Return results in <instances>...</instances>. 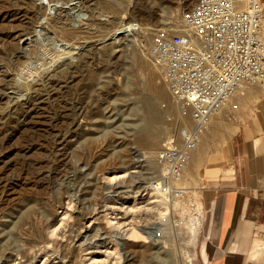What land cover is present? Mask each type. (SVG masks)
Listing matches in <instances>:
<instances>
[{
    "label": "rangeland",
    "instance_id": "1",
    "mask_svg": "<svg viewBox=\"0 0 264 264\" xmlns=\"http://www.w3.org/2000/svg\"><path fill=\"white\" fill-rule=\"evenodd\" d=\"M109 1L124 9L119 17L129 15L143 29L125 35L118 29L114 34L118 24H108V33L83 21L73 27L72 21L48 26L42 0H0V243L12 241L17 247L6 248L0 264H7L9 255L16 257L12 264H204L198 252L203 167L195 154L201 156L199 148L207 150L217 134L223 137L232 129L231 106L225 104L224 115L210 121L212 130L211 125L204 130L183 175L185 194L170 201L168 212L162 214L145 199L123 200L124 192L140 180L161 173L155 154L162 143L176 138L185 124L192 125L178 121L170 109L172 96L160 98L146 86L153 67L155 83L168 91L163 68L157 69L150 57L152 45L145 49L141 40L143 30L164 28L171 33L183 28L181 18L195 0ZM108 10L109 23L115 15ZM42 27L59 47L46 38L39 40L46 36ZM73 29L76 35L66 38ZM68 49L73 56L65 54L62 64L47 68L58 52ZM137 65L142 70L135 72ZM128 75L140 80L124 86ZM92 97L98 106L94 103L93 110L76 116L73 105L89 103ZM149 107L161 118L151 132L140 134L137 115ZM57 133L64 139L54 148ZM110 172L117 175L113 180H108ZM137 174L141 176H132ZM108 212L122 225L160 224L164 233L152 231L141 240L117 235V250L111 252L114 245L108 236L123 233L128 225L110 226ZM157 253L167 260H158Z\"/></svg>",
    "mask_w": 264,
    "mask_h": 264
},
{
    "label": "built area",
    "instance_id": "2",
    "mask_svg": "<svg viewBox=\"0 0 264 264\" xmlns=\"http://www.w3.org/2000/svg\"><path fill=\"white\" fill-rule=\"evenodd\" d=\"M263 23L260 0H195L183 15L186 30L154 33L151 51L163 68L168 91L190 107L193 119L155 154L162 170L149 191L168 204L185 194L183 175L212 113L225 104L234 108L231 99L244 84L264 82ZM140 226L164 233L160 224Z\"/></svg>",
    "mask_w": 264,
    "mask_h": 264
},
{
    "label": "crops",
    "instance_id": "3",
    "mask_svg": "<svg viewBox=\"0 0 264 264\" xmlns=\"http://www.w3.org/2000/svg\"><path fill=\"white\" fill-rule=\"evenodd\" d=\"M234 97L232 129L195 154L203 167L204 264H264V82L244 84Z\"/></svg>",
    "mask_w": 264,
    "mask_h": 264
},
{
    "label": "bare ground",
    "instance_id": "4",
    "mask_svg": "<svg viewBox=\"0 0 264 264\" xmlns=\"http://www.w3.org/2000/svg\"><path fill=\"white\" fill-rule=\"evenodd\" d=\"M71 1H74V2L72 3ZM42 2H43L44 9L42 10L41 14H44V17L46 19L45 23L47 22L46 24L48 26L50 25L48 22H51V23L54 22V24L58 23L60 25H66L67 22L72 21L71 22L72 24H70V25H71V27H73V26L77 25V24L75 25L76 22L79 23V22L83 21L86 25H89V26L94 24L93 26H95L96 31H100V32L104 31V33H108V24H111V25L118 24V25H116L117 27H116V30L114 31V34L119 33L117 31L121 30V32H123V34H125V35L135 34V33L140 32V30L143 29L142 28L143 26L140 23L133 22V18H131L129 15L128 16L127 15H123V16L119 17L118 14L119 15L121 14L120 12L122 11V9L119 6L114 7L113 4H111V2L109 0H42ZM64 5H67V7H65ZM127 8L128 7H126V9ZM181 8H183V7H181ZM108 9H110L112 12L114 11L113 13L115 15V18L113 20L111 19L112 21H110L109 23H108V11H109ZM123 11H124V9H123ZM136 11H137V9H136ZM181 11H182V9L180 10V12ZM86 12H88L87 13L88 15H87V18L84 20L83 19V15ZM180 12L178 10L177 13H179V14L176 13L177 14L176 16L179 17V18H180ZM129 13H131V12H129ZM134 14H136V13H134ZM101 16H105V20H101ZM181 22L183 23V18H181ZM81 23H79V24H81ZM84 23H82V25ZM182 26H183V24H182ZM64 27L65 26H62L61 28H64ZM77 29H78V26H77ZM40 30H44L43 33H45L46 36L49 33L48 30H47V27H42V28H40ZM184 30H186V27L183 26V28L175 29L174 31L183 32ZM143 31H146V33H143L141 41L143 42V48L147 49L150 45H152V40H153L152 38H153V35L156 32V30L154 29L153 32L152 31L149 32L147 30H143ZM169 31H171V30L169 29ZM39 35H41V33H39ZM68 35L69 36H67L66 38L72 39L76 35L75 30L74 29L72 31L70 30ZM46 36L41 37L39 40L43 42L44 39L46 38L47 41L51 40L50 44H52L53 47H59L58 44H56L55 39H53L51 37H48V36L46 37ZM106 46L104 45L103 47L105 48ZM133 50L136 51L135 49H133ZM73 53L74 52L72 50H70V49H68L67 51L58 52L56 58L53 60L52 63H50L48 65L47 68L52 67L55 62H56V64H59V63L62 64L63 60L65 58V54L68 55V56H73L74 55ZM151 53H152V51H151ZM133 55H134L133 61H135L138 64L139 61L137 59V56L135 54H133ZM112 57H114V55ZM150 57L152 58L153 64L155 65V67L159 66V68H157V69H160V67H162V66L156 60L154 55L152 54V56H150ZM106 64H108V55H107ZM77 66H78V64L75 67H77ZM139 67H140V65L136 66L135 72H137L138 69L142 70ZM149 73H150L149 74V79H147L148 78L147 77L145 79V81L149 80L148 81V85H147V82H146V86L149 87L150 90L153 91V94L159 96L160 98L166 96V94L167 95L169 94L170 96H172L168 91L162 90L158 83L157 84L155 83V76H154L153 67H150ZM139 74L140 73H138V75ZM142 74L143 73L141 72V75ZM60 76L63 77L62 73L59 75V78H60ZM126 78H127V81H126ZM136 80H140V79H138L137 75L125 77V82L126 83H124L123 85L124 86H130ZM107 81H108V78H105L103 85H105V82L107 83ZM142 86L145 87L144 82H143ZM164 88H166V87H164ZM58 92L61 93V90H58ZM101 98L103 100L104 97L102 96ZM143 99H145V98H143ZM95 100H96V98H95ZM148 100H149V98H148ZM96 102L98 103V101H96ZM96 102H94L95 105H97ZM94 103H93V97H92V99H91V101L89 103H86V104H83V103L74 104L73 107H72V110H73V112L75 113L76 116H81L87 110H93L94 106L92 107V104H94ZM146 105H147V102H146ZM170 106H171L170 109L175 111V113L178 115V121H180V122L181 121H183V122H188L189 121V123L192 122V124H193L192 115L190 116L191 109H190L189 106L183 105L180 102L176 101L175 99H174V102L170 104ZM223 106L224 105H222L219 109L222 110L221 108ZM219 109H217L216 111H214L212 113L210 121L215 117V115L217 114V111ZM145 111H146V109H145ZM145 111H144V113H139L137 115V119H136V123H135V128L140 132V134L151 132L152 131V124L157 119L161 118L160 113L158 111L154 110L151 107L148 108V112L147 113H145ZM175 120H176V118H175ZM210 123L208 124L207 128H209L210 125H212ZM174 124L172 123V126ZM74 125H75V121L72 122V126H74ZM184 126L187 127V124H185ZM168 131H170V130H168ZM63 136L64 135H62L60 133L55 134V137L53 139L54 148L57 147L58 145H60L61 143H63L62 142L63 139H64ZM155 161L159 165V161L156 159V157H155ZM161 170H162V168H161ZM113 172H115V171H113ZM115 176H117V175L116 174L112 175V173L108 174V180H113L115 178ZM132 176L134 178H137V177H139L141 175L137 174V175H132ZM154 177H156V176L151 174L150 176L146 177L145 179L140 180V183L138 185H136V187H133L132 189H130L128 192H126V194L124 192L123 200L125 198V201H129V199H130L131 201H138L139 202L140 199H142V201H143V199H145V200L149 201V203L157 202V205L159 207V211L162 214L168 212L169 211V204L165 200H163L162 197H160L159 194H157L156 192L149 191L151 180ZM147 201H145V202H147ZM115 217L112 216V214L110 215V213L108 212L107 219H108V224L110 226H114V227L120 228V229H122L124 225H128V226H125V228H123V230H125L123 233H121V232H118V233L117 232H112L110 234V236H108V243H111V244L114 245V250L111 249V252H115V250H117V245L113 241L114 238L117 235H124L129 240L130 239L131 240H141V239H144V238L146 239L148 237V234L152 232L151 229L145 228L143 226H139V224L136 225L134 222H131V221L127 222V223H124V225H122V222H118V220L114 219ZM6 248H14V249H16L17 247L12 241H6V242L0 243V259L2 258V252ZM156 257L159 258L158 260L163 261V262H165L167 260L165 258H168L167 256H164L163 254H158V253H157ZM6 259H8L7 260V264H12V262H14L16 260V257L13 256V255H9V258H6ZM16 264H17V262H16Z\"/></svg>",
    "mask_w": 264,
    "mask_h": 264
}]
</instances>
